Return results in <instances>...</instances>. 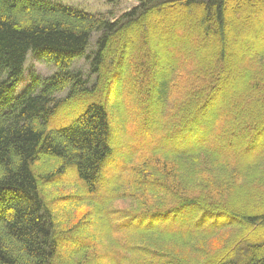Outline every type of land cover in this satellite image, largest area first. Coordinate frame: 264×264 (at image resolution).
Segmentation results:
<instances>
[{
    "label": "trees",
    "instance_id": "trees-1",
    "mask_svg": "<svg viewBox=\"0 0 264 264\" xmlns=\"http://www.w3.org/2000/svg\"><path fill=\"white\" fill-rule=\"evenodd\" d=\"M135 1L0 0V264H264V0ZM29 53L57 70L17 93ZM53 181L130 206L59 228Z\"/></svg>",
    "mask_w": 264,
    "mask_h": 264
},
{
    "label": "rangeland",
    "instance_id": "rangeland-1",
    "mask_svg": "<svg viewBox=\"0 0 264 264\" xmlns=\"http://www.w3.org/2000/svg\"><path fill=\"white\" fill-rule=\"evenodd\" d=\"M50 1L62 3L65 5H70V6L79 8V9H83V10L88 11V12L93 13V14H101V15L105 16L107 19H109L110 21H116L123 14H125L128 11H131L136 6H138V2L135 0H50ZM167 14L168 13H166L165 15H167ZM170 15H173V14H170ZM169 17H171L172 21L179 18V17L173 18V16H169ZM255 17L256 16H253V18H255ZM187 28H189V27H187ZM99 37H100V34L95 35L94 39L91 42V47H90L89 52H91V50H92V53H93L96 50V43H97ZM258 39H260V40L264 39V34H260L258 36ZM171 51H173V49ZM127 59H129V58H126V60ZM123 61L125 63V60H123ZM73 69L74 70H82L87 75L90 74L89 60L87 58H81L80 60H77L74 63ZM56 70H57V67H56L55 63L46 62L45 60L39 58L35 54L29 53L27 61H26V65H25V73H24V76H23L21 82L19 83V85L17 87L16 92L21 93L24 90V88L30 84V76H31L30 74L32 72H35L42 77H48V76L52 75ZM160 71H163V69L161 68ZM123 77H124V75H123ZM95 78H97V77L94 76L93 80ZM120 88L123 90V80L122 79L120 82ZM68 93H69V91L67 90L64 93H62L60 95V97H66ZM123 105H124V107L122 108L123 110L124 109L129 110L130 105H128L127 101H125L123 103ZM131 108H133V106H131ZM117 112H119V111H117ZM164 119L166 121V124L170 123L167 118L164 117ZM143 124L144 123L141 124L142 130L148 129L147 126L145 124L144 125ZM132 130L135 132H139V128L137 131L135 129H131V131ZM120 131L121 130H119V133H120ZM147 132H148V130H147ZM119 133H118V136H119ZM123 135H125L124 132H123ZM122 140H123V137H122ZM119 141H117V142H119ZM121 143H123V141H121ZM180 143H182V142H180ZM121 146H122V148L119 149V152L116 154V156H113L112 159L109 161L112 164H114L115 161H116V164L118 162H121V159L119 157H121V153L123 155L125 150L127 149L126 145L121 144ZM120 150H122L123 152H121ZM118 167H120V166H118ZM116 168L115 169L113 168L112 171L110 172V174L107 173L108 177L115 170H117ZM69 174H72V172H69ZM47 188L51 189V191H52L51 196H53V198H55V199L50 200V202H52L53 207L56 208L55 217L57 218L56 221L58 222V225H60L59 228H68V227L72 226L73 224H76L77 222H79L81 219L89 220L90 223L97 222L98 225H102L101 227L105 228L107 223H109V222L116 223L117 217H118V212L121 210L127 209L130 206L129 200H125L121 197H116L107 207V212L108 213L112 212L114 214V217L110 216L108 219V217H106V216L104 217L101 213H98V214L96 213V215L92 214V210L94 209L92 204L86 203L84 201H80L78 204L77 203L75 204V203L71 202L70 200L67 201L65 198L70 197L69 195L73 192V186H69L68 184H63L61 182L53 181V182H50L47 184ZM148 203H150V200L147 201V204ZM60 206H61V209L59 210L58 207H60ZM65 207H66L67 211H65ZM57 209L59 210V213L57 212L58 211ZM57 214H59V215L57 216ZM63 214L66 217L64 220H63ZM170 219H168V220H170ZM162 222H159L158 225H161ZM207 222H209V219L205 223H207ZM101 227H99L98 229H100ZM188 227H193V228L203 227V223L201 222V223L197 224V221H195V220L194 221H187V222H183L180 226L176 225L175 229H180V228L186 229ZM97 231L98 230L96 229L95 232H97ZM87 233L91 234L90 238H93L94 240H98V238L95 235V233L93 232V230H89V231H87ZM208 242L212 243L211 241H208ZM214 242H216V241H214ZM105 264H108V263H105Z\"/></svg>",
    "mask_w": 264,
    "mask_h": 264
}]
</instances>
